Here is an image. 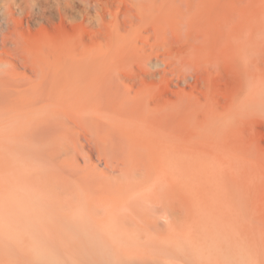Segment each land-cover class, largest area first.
Wrapping results in <instances>:
<instances>
[{"label": "bare ground", "instance_id": "bare-ground-1", "mask_svg": "<svg viewBox=\"0 0 264 264\" xmlns=\"http://www.w3.org/2000/svg\"><path fill=\"white\" fill-rule=\"evenodd\" d=\"M11 1L0 0V264H128L137 246L161 258L184 239L199 253L192 237L210 233L196 226L205 187L192 179L211 178L215 157L182 129L194 136L199 121L231 118L238 99L226 109L196 76L203 97L184 100L159 69L157 82L145 75L155 63L177 74L195 55L208 74L224 53L234 66L254 62L264 36L246 22L249 6L264 19L258 0H115L107 23L95 2L92 35L76 25L79 34L36 41L30 26L57 11L64 28L69 0Z\"/></svg>", "mask_w": 264, "mask_h": 264}, {"label": "rangeland", "instance_id": "rangeland-1", "mask_svg": "<svg viewBox=\"0 0 264 264\" xmlns=\"http://www.w3.org/2000/svg\"><path fill=\"white\" fill-rule=\"evenodd\" d=\"M8 1L12 2L11 0ZM116 1L118 4L120 3L119 0ZM116 1L69 0V7L65 10L67 14L65 27L61 28L59 12H52L49 20H39L37 24L30 26V40L36 41V37L41 34H48L49 37L54 38L61 37L65 33V29L68 33L79 34L80 32L77 30L76 25H83L84 29L81 30V33L90 36L96 27L94 21L91 20L93 11L91 5L94 6L96 3L103 4V8H99V10L101 9L100 11L104 14L102 18L104 22L107 23L113 19L112 11L115 10V5L117 4ZM225 2L227 3L225 4ZM248 3L250 4L251 0H248ZM257 3L259 7H263L264 9V0H258ZM221 4H223L225 8L228 7L227 0H224ZM213 6L214 4L212 7ZM215 6L213 8L220 7L218 4H215ZM249 9L248 13L251 11L252 14H249L254 15L251 16L250 21L246 22L248 24H246L247 27H256L257 33L264 36V19L262 16H259L260 13L256 9L253 10L254 12L250 6ZM222 14H225V12ZM85 15L90 16L86 21L83 20V16ZM15 16L18 17L17 14H15ZM204 17L207 22L210 21L206 15ZM104 31L105 30H103V32ZM103 32L101 33L103 34ZM85 41L88 42V38H85ZM256 50H258L257 55L252 57L253 59H250L254 62L242 63L238 64V66L232 65L228 61V58H223V56L225 57L224 53L221 57L222 63L220 60L217 62L216 60H211V62H209L208 65L213 63L216 64V67L218 66L216 71L209 66L210 69H212L211 74L204 71V63L201 59L199 60V55L193 56V58L195 57L194 61L196 62L193 61V58H189V62L188 59L185 62L181 61L183 64L181 62H176V64L180 63V66H176L175 64L180 70L177 74H169L166 72L168 67L162 63H155L149 68L150 72L145 75L148 82H157L159 80L158 74L154 72L156 69H159L161 75L167 76L170 82V88L175 90L179 97L184 100L192 101L193 98L190 96L192 93L203 97L202 91L196 89L198 85L199 89L204 91L206 89L204 84H206L211 93L214 94L213 96L220 99L221 102H223L224 99H228L225 105L226 109L232 107L237 99L238 101L235 102L236 104L233 105V108H235V105L238 107L233 111L237 113H235L236 116H230L232 119L229 117L227 118L226 115L222 118L219 116V120H222L220 124L214 123L220 122L219 120H214L213 122L211 120V125H214V127L210 128V125H208L209 122L203 123V121H199V124L195 126L194 136L188 133L189 130L187 128L183 127L182 129V134H184L183 141H194L197 144L195 149L197 154L201 155L202 151H204L208 153L211 158L215 157V160L212 159L209 162V165H206L210 170L211 178L203 176V174H197L196 178L192 179H195L193 182L199 183L200 186L198 185V188L201 186H203L201 189L204 187L207 188V192L204 188L202 192H205L200 194L201 198L206 201V208H204V206L199 207V221L196 226L201 230L206 229L210 234H205L204 236L199 235V239L196 236L192 237L197 250L199 249V251H201L199 253L194 251L193 253V250L190 249L189 243L185 242L184 239V241L181 240L178 247H174L172 251L168 250V252L166 250L168 253L165 252L166 254L162 255L163 257L160 258L156 255H152V258H150L147 256L146 252H141L140 249H142L143 246L142 248H138L137 246L134 248V255L129 258L128 264H264L263 40L259 41ZM212 61H215V63ZM227 62L230 65L226 64ZM192 64H194V66ZM196 76H198V84L194 85L193 82ZM255 80L258 82L255 83L258 87H254L253 91L249 92L246 88V83L249 82L251 84ZM189 83H191V86L188 87L187 85ZM249 89L251 91L252 87L250 86ZM245 91H248L249 93H246ZM243 94H245V96ZM248 94L252 95L250 96ZM175 97L176 95L174 93H168L165 96V98L171 99ZM234 98L236 99L234 100ZM238 102H240V104H237ZM216 103L219 109L223 110L222 104L218 102ZM204 141H210L213 146L215 144L216 147L207 148L203 144ZM184 143L190 145L188 142ZM222 174H224L225 177ZM217 176H220L221 178L218 177V179ZM223 177L227 179L223 181ZM217 185L218 188H216ZM207 186H210V190ZM208 190L211 194L208 193ZM185 233L186 231L183 233V236H188L187 233ZM173 235L174 234L171 231H164L159 236L163 239H168L169 237H173ZM200 236L202 237L200 238ZM226 237H230L236 242L244 241V245L241 246L242 243L240 242V245L237 243H230ZM205 252H210L212 254L207 257L204 255ZM91 259L93 260L94 258Z\"/></svg>", "mask_w": 264, "mask_h": 264}]
</instances>
